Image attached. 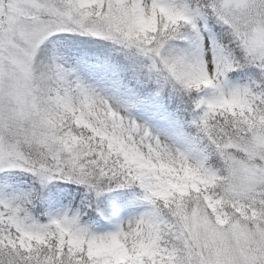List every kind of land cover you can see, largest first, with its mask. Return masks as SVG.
I'll return each mask as SVG.
<instances>
[{
    "label": "snow or ice",
    "instance_id": "obj_1",
    "mask_svg": "<svg viewBox=\"0 0 264 264\" xmlns=\"http://www.w3.org/2000/svg\"><path fill=\"white\" fill-rule=\"evenodd\" d=\"M0 264H264V0H0Z\"/></svg>",
    "mask_w": 264,
    "mask_h": 264
}]
</instances>
